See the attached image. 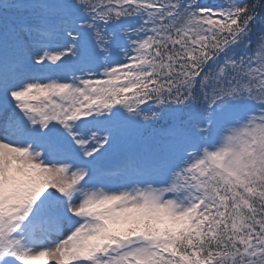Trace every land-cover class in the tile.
I'll return each mask as SVG.
<instances>
[{
	"label": "snow or ice",
	"instance_id": "6c2138e0",
	"mask_svg": "<svg viewBox=\"0 0 264 264\" xmlns=\"http://www.w3.org/2000/svg\"><path fill=\"white\" fill-rule=\"evenodd\" d=\"M0 264H264V0H0Z\"/></svg>",
	"mask_w": 264,
	"mask_h": 264
}]
</instances>
